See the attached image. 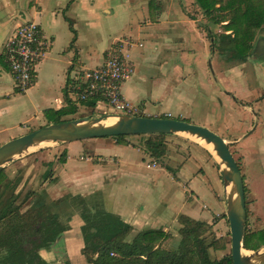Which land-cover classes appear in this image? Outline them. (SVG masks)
Returning a JSON list of instances; mask_svg holds the SVG:
<instances>
[{
    "label": "crops",
    "instance_id": "crops-1",
    "mask_svg": "<svg viewBox=\"0 0 264 264\" xmlns=\"http://www.w3.org/2000/svg\"><path fill=\"white\" fill-rule=\"evenodd\" d=\"M192 2L0 0V144L10 139L12 130L27 129L30 122L36 126L51 123L48 110L82 106L70 92L72 77L81 68L100 65L111 44L123 37L129 39L127 53L133 63L132 73L121 85L123 98L134 109L130 115L165 116L197 123L198 120L192 119L196 98L188 96L187 82L198 67L205 75L207 70L203 69L197 47H189L187 34L196 32L201 42L207 34L203 23L189 14L187 7ZM28 20L40 25L47 46L37 64L34 83L21 92L14 88L12 74L1 53L15 28ZM208 91L211 93L208 104L214 111V102L223 93L215 92L211 83ZM229 92L225 93L228 97L222 98L227 100L231 95L234 104L257 108L254 117L264 118V95L255 97L249 91L241 97ZM215 105L219 107L217 101ZM76 113L62 115L61 120L75 118ZM233 116L227 118L222 113L216 119V115H210L205 121L214 124L216 133L220 132L227 143L240 146L241 141L248 139L252 125L238 121L236 113ZM220 118L228 123L226 133L221 124L217 125ZM124 140L120 143L109 136L101 141L87 138L62 143L65 151L62 160L55 161V157L46 160L52 166L53 176L43 183L44 190L53 200L66 195L83 197L99 193L104 210L119 216L132 227L133 233L144 229L164 232L177 229L180 214L213 223L214 216L223 210L214 201L219 199L218 176L214 178L213 173L199 165V170L191 175L184 165L174 170L155 161L127 137ZM135 150L140 152V158ZM243 156L248 169L244 151ZM156 169L163 171L159 173ZM245 181L243 177L244 184ZM255 202L264 205V199L255 198ZM153 203L156 208L151 206ZM204 208L209 210L210 219L202 218ZM70 217L67 229L51 247L39 250L47 264H92L82 254L83 220L77 212Z\"/></svg>",
    "mask_w": 264,
    "mask_h": 264
},
{
    "label": "rangeland",
    "instance_id": "rangeland-1",
    "mask_svg": "<svg viewBox=\"0 0 264 264\" xmlns=\"http://www.w3.org/2000/svg\"><path fill=\"white\" fill-rule=\"evenodd\" d=\"M187 8L191 16H193L194 18H198L200 23H203L204 32L207 34L208 38L207 39L204 37L203 42H201L200 35L196 34V32L187 34V37L191 40V42L190 40L188 42L189 47H192L194 49L197 47L198 53H201L202 55L200 61L202 59L203 69L207 70V75H205L204 73L200 72V69L198 67V72L190 74L188 78V96L191 97L192 95V97L196 98L195 105L192 108V119L198 120L195 124L205 126L210 130L215 131L216 129L214 124H209L205 121L206 117H210V115H212L213 117L214 115H216L217 119L218 114L220 116V114L224 113V115L229 118L231 117V115L233 116L234 113H236L238 121H244V123L248 126L252 125L250 127V130L247 132L250 135L247 137L248 139H246L245 142L241 141L240 146H237L234 143H228V146L235 160L239 162L241 173L244 172L243 177L247 179V183L245 181L247 228L250 232H253L255 234L253 244L260 245L264 241V205L257 204L255 202V198H258L260 201L264 199V118L260 117L259 119H256L254 117L255 112L258 111L257 108L253 107L252 109H255L254 111L251 108L246 109L244 106L239 107L236 102L235 104L233 103L234 99H232L233 96L231 95L229 96L231 98H228L227 100L223 99L222 97H228L225 93L229 91V94H232V91H234L241 97L243 96V94H247L249 91L250 94H255V97L264 95V58L263 56L256 57V54L252 53V51L254 50V42L256 41V39H264V30L263 28H261L259 31H257L254 40L251 42V51L244 61L229 59L227 54L222 53V50L219 47L220 43L217 39L218 35L223 33L225 29L223 28L222 24H217L210 20V17L214 16L216 12H213V14L210 15H206L203 9L196 3L195 0H193V2L188 5ZM262 26L264 27V24ZM126 39L127 38L123 37L118 40ZM116 41H114L113 43H115ZM211 42L212 44H210ZM113 43L111 45H113ZM210 47L212 54L210 52ZM211 59L215 62V64ZM232 68L235 69L233 70V72L230 70ZM208 82L211 83V85L215 89V92L220 91L224 95L220 96V99H216V101L219 103V107L215 105L216 101L214 102V111H212L211 105L208 104V99L211 98V93L208 91ZM90 101L94 102V105L92 107L88 106L87 103L84 105L81 104L82 106L76 107V112H78V114L76 113L75 118L84 116L98 117L104 114L102 113L103 110H106L107 113L112 111L110 107L105 106L103 102L97 99H92ZM114 119L115 118H113V120ZM189 120L190 119H187L186 121ZM226 122L227 121H225V119L220 118L217 123L218 126H220L221 124V126L225 128V133L227 132V129L229 127L228 123ZM38 127L40 126H36L33 124V122H30L27 129L16 128L15 130H12L10 132V139L20 136ZM219 134L222 136L220 132ZM5 137H7V135ZM146 137L147 136L135 135L127 136V139H130V141H133L134 144L143 147ZM95 139L101 141L103 139H106V137H99ZM201 141V139L199 141L194 137L192 138L191 135L184 133L168 134L164 137L166 146L165 156L155 161H160V164L164 163V165L166 166L174 167V170H176V167L184 165L185 170L190 173L188 175H191V173L193 172H197L199 170V165L203 168L208 169L209 172L213 173L214 178L215 176H218L219 182L216 185V192L219 196V199L215 198L214 201H216L219 206L223 208V210L217 216H214L212 222L215 221V223L211 226L212 234L209 236V239L219 238L218 242L214 245L217 247L210 248V257L212 259H218L223 255L230 253L229 224L225 216V202H223L224 189L220 181L221 165L215 153L210 150L207 145L203 144V141ZM61 145L62 143L53 142L41 144L37 147L29 149V151L23 153L20 156H15L13 160L3 166L7 178L11 180L10 185H13V183L14 185H16V187H14L13 189L9 188L7 189V191H10L9 194L13 192L15 195H17L16 203L20 204V210L22 212H30L31 220L40 221L46 216V214L48 213L47 211H51V209H53L59 212L60 222L64 223V225H68L71 217H67V213H76L78 211L84 210L85 206L80 198H77L75 200L69 198L67 199V201L64 200L59 205L53 204L52 206L51 204H47L49 208L47 206H40V201L42 200V198H44L41 197V194L45 192L43 183H48V180L53 176L52 166L51 164H49V162H46V160L55 157V161H61L63 155L65 154V151L62 150ZM55 149L58 150H56V152L53 154L52 151H55ZM243 151L246 154L248 169L245 168V165L243 163ZM134 153L137 157H141L140 152H138L137 150H135ZM146 161L148 160L146 159ZM156 171L162 173L161 171L163 170L156 169ZM252 187L255 195L252 193ZM31 193L32 195L29 196L28 194ZM37 195L39 196L36 197ZM97 195L101 198L99 193H94L83 197L89 199V202L94 203L95 201H97L98 203L100 200L97 198ZM7 196L8 195L5 192L4 197ZM77 196L82 198V196L80 195ZM38 198L41 199L37 200ZM52 200L53 199H51L50 196L46 193L44 201L50 202ZM137 200L139 201L140 199ZM37 201L40 203L39 205L36 204ZM107 204H109L108 206H110L109 201H107ZM151 206L155 207L154 203ZM110 208L112 207L110 206ZM210 216L211 214L209 210L207 208H204V215L202 218L210 219ZM166 233H168L170 237H168L167 239H163L160 243L161 246L165 249L174 248L180 238V236L178 235V228H170ZM133 234L134 233L132 232L131 236ZM263 246H261L260 248L262 249Z\"/></svg>",
    "mask_w": 264,
    "mask_h": 264
},
{
    "label": "trees",
    "instance_id": "trees-1",
    "mask_svg": "<svg viewBox=\"0 0 264 264\" xmlns=\"http://www.w3.org/2000/svg\"><path fill=\"white\" fill-rule=\"evenodd\" d=\"M206 15L214 23L223 25L225 31L218 35L219 47L229 59L244 61L251 51V42L257 31L264 24V0H195ZM70 86V85H69ZM69 92V90H67ZM70 93V92H69ZM93 106V101L81 104ZM68 104H70L68 100ZM71 106V105H70ZM58 110H48L52 122L61 121V116L74 113L76 107ZM165 117V116H160ZM50 119V120H51ZM32 131V130H31ZM147 136L144 141V151L155 160H159L166 153L164 137L168 134H140ZM117 142H125L127 136H111ZM239 168V162L236 161ZM4 172L0 169V264H47L39 255L40 249L49 248L57 238L67 229L68 225L59 220V212L51 209L40 221L31 220L30 212H22L20 204L16 203L13 189ZM45 191V190H44ZM244 191L246 187L244 184ZM5 192L7 197H4ZM29 196L32 195L28 194ZM37 195L36 197H38ZM46 197V191L41 194ZM42 198L40 206L59 205L67 199L80 198L84 203V210L78 211L83 220L81 234L84 242L82 254L87 262L92 264H233L230 254L221 258L210 257V248L218 240L209 239L212 234L211 224L180 214L177 218L180 236L174 248L165 249L161 246L163 239L170 235L162 229H144L131 236L132 227L113 213L102 207V199L89 202L86 197L66 195L50 202ZM38 198L37 200H40ZM97 200V199H96ZM36 204H40L38 201ZM45 204V205H44ZM48 207V206H47ZM45 208V207H43ZM49 208V207H48ZM74 213V212H73ZM67 213V217L73 214ZM254 233L247 228L243 236V248L247 251L257 250L264 245H254ZM129 236V237H128ZM113 252L115 255H111Z\"/></svg>",
    "mask_w": 264,
    "mask_h": 264
},
{
    "label": "water",
    "instance_id": "water-1",
    "mask_svg": "<svg viewBox=\"0 0 264 264\" xmlns=\"http://www.w3.org/2000/svg\"><path fill=\"white\" fill-rule=\"evenodd\" d=\"M115 118L106 123L108 118ZM184 133L212 144L219 159L220 181L223 185L225 216L230 232V256L233 264H264V246L243 253L247 208L243 175L229 149L228 143L219 134L209 128L185 119L154 117L122 113H104L98 117H80L42 125L32 131L11 138L0 145V169L33 147L41 144L66 143L87 138L109 136H131L140 134H176ZM230 189L227 191V187Z\"/></svg>",
    "mask_w": 264,
    "mask_h": 264
},
{
    "label": "built area",
    "instance_id": "built-area-1",
    "mask_svg": "<svg viewBox=\"0 0 264 264\" xmlns=\"http://www.w3.org/2000/svg\"><path fill=\"white\" fill-rule=\"evenodd\" d=\"M128 44V40L116 41L107 49L100 65L75 72L70 84L75 102L97 99L111 108L109 113L133 114L134 109L129 107L121 93V85L133 70L127 53ZM46 46L41 27L33 20L20 23L5 42L1 56L18 91H26L34 83L36 67ZM110 254L115 255L113 252Z\"/></svg>",
    "mask_w": 264,
    "mask_h": 264
},
{
    "label": "flooded vegetation",
    "instance_id": "flooded-vegetation-1",
    "mask_svg": "<svg viewBox=\"0 0 264 264\" xmlns=\"http://www.w3.org/2000/svg\"><path fill=\"white\" fill-rule=\"evenodd\" d=\"M253 51H252V53L256 54V57L263 56V58H264V39L263 38L256 39V41L254 42V50Z\"/></svg>",
    "mask_w": 264,
    "mask_h": 264
},
{
    "label": "bare ground",
    "instance_id": "bare-ground-1",
    "mask_svg": "<svg viewBox=\"0 0 264 264\" xmlns=\"http://www.w3.org/2000/svg\"><path fill=\"white\" fill-rule=\"evenodd\" d=\"M113 121H114L113 118L110 117V118H108V119L106 120V123H111V122H113ZM191 137H192V138L194 137V138H196V139H198V140L200 141V139L197 138L196 136H191ZM202 141H203V140H202ZM202 141H201V142H202ZM203 144L207 145V147H209V149L212 150V151L214 152L212 144H209V143H207V142H205V141H203ZM214 153H215V152H214ZM216 157H217V156H216ZM229 189H230V186L227 187V191H228ZM243 253H245V254H250L251 251L243 250Z\"/></svg>",
    "mask_w": 264,
    "mask_h": 264
}]
</instances>
